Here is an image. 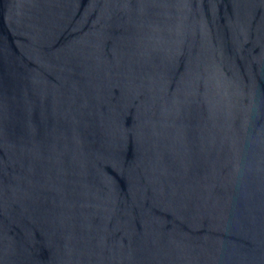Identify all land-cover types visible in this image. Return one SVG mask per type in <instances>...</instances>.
Returning <instances> with one entry per match:
<instances>
[{
	"label": "water",
	"instance_id": "1",
	"mask_svg": "<svg viewBox=\"0 0 264 264\" xmlns=\"http://www.w3.org/2000/svg\"><path fill=\"white\" fill-rule=\"evenodd\" d=\"M0 264H264V0H0Z\"/></svg>",
	"mask_w": 264,
	"mask_h": 264
}]
</instances>
